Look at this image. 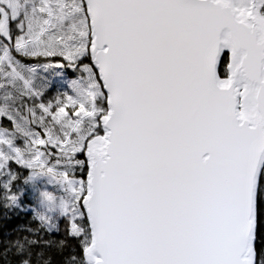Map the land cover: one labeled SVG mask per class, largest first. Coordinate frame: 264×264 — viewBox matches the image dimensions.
<instances>
[{
    "label": "snow or ice",
    "instance_id": "obj_1",
    "mask_svg": "<svg viewBox=\"0 0 264 264\" xmlns=\"http://www.w3.org/2000/svg\"><path fill=\"white\" fill-rule=\"evenodd\" d=\"M21 216L0 264H264V0H0Z\"/></svg>",
    "mask_w": 264,
    "mask_h": 264
},
{
    "label": "trees",
    "instance_id": "obj_2",
    "mask_svg": "<svg viewBox=\"0 0 264 264\" xmlns=\"http://www.w3.org/2000/svg\"><path fill=\"white\" fill-rule=\"evenodd\" d=\"M70 76H72V73L70 72L69 73ZM51 96V95H50ZM30 199V198H29ZM27 217H17L15 218L13 221H11L9 224H8V228H4V229H0V240H3L5 239V236H4V233L8 231V229L14 227L16 224L18 223H21L23 219H26Z\"/></svg>",
    "mask_w": 264,
    "mask_h": 264
},
{
    "label": "rangeland",
    "instance_id": "obj_3",
    "mask_svg": "<svg viewBox=\"0 0 264 264\" xmlns=\"http://www.w3.org/2000/svg\"><path fill=\"white\" fill-rule=\"evenodd\" d=\"M63 90L64 89L57 88L56 90L52 91L51 94H50L51 96H49V99H51V97H53V96H56L59 91H63ZM29 198L30 199L32 198L31 195H29Z\"/></svg>",
    "mask_w": 264,
    "mask_h": 264
}]
</instances>
